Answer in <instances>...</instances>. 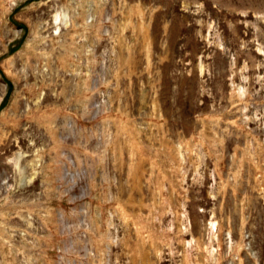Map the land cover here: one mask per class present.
Here are the masks:
<instances>
[{
    "label": "rangeland",
    "instance_id": "rangeland-1",
    "mask_svg": "<svg viewBox=\"0 0 264 264\" xmlns=\"http://www.w3.org/2000/svg\"><path fill=\"white\" fill-rule=\"evenodd\" d=\"M0 264H264V0H0Z\"/></svg>",
    "mask_w": 264,
    "mask_h": 264
}]
</instances>
